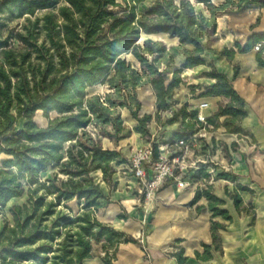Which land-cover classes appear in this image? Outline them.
I'll use <instances>...</instances> for the list:
<instances>
[{
  "label": "trees",
  "instance_id": "1",
  "mask_svg": "<svg viewBox=\"0 0 264 264\" xmlns=\"http://www.w3.org/2000/svg\"><path fill=\"white\" fill-rule=\"evenodd\" d=\"M143 0H63L57 12L47 11L36 17L24 32L3 35L0 30V205L20 197L28 187V200L10 210L14 224L0 231L1 264H85L100 243L102 261L114 264L121 242L136 238L111 224L100 221L94 211L108 199L100 181L92 175L102 173L108 188L115 186V165L128 164V157L116 148H105L102 137L118 142L128 137L120 109H128L137 121L134 130L148 132L151 114L140 115L142 101L137 88L151 84L156 96L157 113L169 107L173 89L182 79L183 68L204 64L203 53L229 54L210 46L217 26V16L225 11L243 10L264 0H155L145 12L137 13ZM58 0H0V13L14 4L19 15L35 14L41 7H51ZM199 5L204 7H198ZM2 24V23H1ZM43 39L40 41V33ZM168 33L179 45L167 46L162 40L142 35ZM260 36L253 35L239 50H250ZM14 39L19 44L15 45ZM190 44L192 48H186ZM183 50L185 62L170 75L166 69ZM132 55L129 59L126 55ZM264 66L263 51L257 52ZM206 76L216 82L205 86L202 96L223 95L226 104L207 117L213 128L225 126L229 133H242L239 123L245 115L244 99L229 78L211 63ZM106 84L104 94L89 95L88 88ZM57 116L46 126L34 121L35 113ZM221 116H226L219 121ZM24 119L17 129L20 119ZM182 120L174 142L203 126L197 110L181 106L167 118V123ZM155 155L158 144L154 143ZM208 144L204 146V149ZM58 167L48 183H39L40 173ZM63 174L66 177H60ZM222 178H235L231 171H221ZM204 170L193 178L207 177ZM39 184L44 192L40 195ZM242 189L246 187L241 186ZM52 196V199H46ZM205 196L213 216L231 222L227 209L220 207L210 185L198 188L194 201ZM78 201L81 211L74 215L57 209L61 202ZM235 204L241 197L233 194ZM125 217V215H121ZM211 222L213 243L196 251L202 260L210 259L212 249H220L219 229L226 223ZM178 263L185 262L183 250L175 253Z\"/></svg>",
  "mask_w": 264,
  "mask_h": 264
},
{
  "label": "crops",
  "instance_id": "2",
  "mask_svg": "<svg viewBox=\"0 0 264 264\" xmlns=\"http://www.w3.org/2000/svg\"><path fill=\"white\" fill-rule=\"evenodd\" d=\"M156 34L172 41L163 40L167 46L179 45L177 37L164 32ZM253 35H264V7L253 5L243 10L220 13L210 46L216 51L227 50L229 54L206 50L203 53L204 64L183 68L181 74L184 80H190V86L202 84V90L192 91L181 82L173 89L169 107L159 112L170 113V117L183 105L188 110H197L199 103L207 102L205 112L210 116L218 109L219 102L228 103L229 98L223 95H201L206 85L216 82L205 74L211 70V63L229 78L244 99L246 113L239 120L242 133H229L223 125L211 126L206 147L214 159L236 175L229 179L221 177L210 184L213 194L224 201L220 207L228 210L232 221L225 222L221 216H213L205 196L194 201L198 187L208 184L201 177L189 178V185L184 188L167 182L159 192L146 197L140 193L137 180L129 170L119 171L115 176V186L111 189L106 186L107 190H104L108 199L102 202L97 218L135 237L136 241L119 244L114 264H179L175 253L180 249L187 257L182 264H264V66L257 61L258 51L262 50L264 55V36L257 40L262 43L260 50L252 47L243 51L237 47V43L244 46ZM185 47L191 49L192 45L186 44ZM184 62L185 55L181 49L172 69L181 68ZM150 90V103L145 106L142 103L141 116L152 115L156 108L152 86ZM225 117L220 118L223 121ZM166 120L161 128L170 140L180 131L182 120L174 123H167ZM124 139L131 140L130 137ZM137 142L139 146L145 144L140 136ZM119 150L124 153V149ZM233 194L241 197L238 205ZM212 221L226 223L225 229L218 231L221 248L212 249L213 256L202 260L197 258L196 251L203 253V244L213 243ZM139 237L144 241L140 242ZM84 263L105 264L101 248L95 247L93 257L85 259Z\"/></svg>",
  "mask_w": 264,
  "mask_h": 264
},
{
  "label": "rangeland",
  "instance_id": "3",
  "mask_svg": "<svg viewBox=\"0 0 264 264\" xmlns=\"http://www.w3.org/2000/svg\"><path fill=\"white\" fill-rule=\"evenodd\" d=\"M154 1L155 0H143L142 2L138 3L137 13L139 14V13L145 12L146 9ZM213 1L217 3L219 0H213ZM62 3H63V0H58V3L54 6L38 8L36 10L35 14H33V15H30L28 13H25L23 15H19L14 4H12L11 5L12 9L6 8L3 12L0 13V30L2 31L3 35H16L19 32H24L25 26L29 25L32 21H34L36 17H41L47 11L57 12V8ZM256 4L259 5L258 3H256ZM198 7L200 8V7H204V6L199 5ZM43 35L44 34L41 32L40 37H39L40 41L43 39ZM147 37H149V36L142 35L141 39L143 40L144 38H147ZM150 37L153 39H160V40L162 39V41L167 40L168 43H172L171 40H169L166 37L164 38L163 35H159V34L155 35L154 34ZM14 43H15V45L19 44L16 39H14ZM126 56L129 59H132V55L127 54ZM173 67H175V64L173 66H171L170 68L166 69V72L170 75V77L173 74V69H172ZM179 75L182 79L181 84H184L185 86H189L192 91H197L198 89L202 90V84L196 85V86H190L188 84L189 83L188 81H190V80L185 81L181 72L179 73ZM204 81H206V80H204ZM198 83H201V82H198ZM150 88H151V85L149 83L144 84L143 86L137 88L138 97L142 101L144 106L150 103L151 96H152ZM87 90H88L89 95H92L95 93L104 94L106 91H108V87L106 84H98V85L89 87ZM221 103L225 104L224 101L219 102V104H221ZM216 108H218V107L216 106ZM120 112L122 114L124 122L127 125L126 132L128 133V137H130L131 140H130V142H128V139H124V140L121 139L118 142V144L116 145L115 142L110 140L109 138L102 137V139H101L102 145L105 148H111V149L116 148L117 150L124 149V153L130 155L132 149L140 147L138 145V142H137V141H139V136L142 138V141L145 143L144 145L147 144L146 143L147 141H149L148 143H151V144L158 143L159 145H161V144H163V141L168 139V138H166L167 135L163 133L161 126H162V122L169 117L170 113L169 114H163V113L160 114V113H157L156 108H155L152 112V119L148 123V132L147 133H141V132H137L134 130V125L136 124L137 121L132 117L130 111L128 109L123 108V109H120ZM140 113H141V111H140ZM56 116H57V113L54 111L51 112L48 116H45L42 110H38L35 113L34 121L39 126H46L49 123V121L51 119L55 118ZM222 119L223 118H219V121L221 122ZM24 121L25 120L23 118L20 119L16 128L17 129L21 128ZM225 149L226 148L223 147L224 151H225ZM224 155H227L226 152H224ZM3 157H4V155H0V165H1V161H2ZM115 167L117 169V172L128 171L125 164L115 165ZM56 171H58V167H50L46 171L40 173L39 183L47 185L48 179L53 178ZM117 172L115 173V176L117 175ZM92 175L96 178L97 181H100L101 186L106 191L107 190V188H106L107 184L101 180L102 173L100 171H94L92 173ZM59 176L64 177V178L66 177L63 174H59ZM220 178H221L220 175L217 174L215 177V181L219 180ZM205 185H209V184H205ZM205 185H203L202 187H205ZM38 186H39V184H35L32 187L33 188L37 187L38 193L41 195L44 192V190L42 187H38ZM28 197H29V192H28V187H26L25 192L20 197H16V198L11 199L10 201H8L6 203L5 206L0 205V231L3 229V227L6 224H9V225L14 224L13 214L10 210L11 206L14 204L22 205L23 203H25L28 200ZM52 198H53L52 196L46 197V199H48V200L52 199ZM102 202L105 203V200H102ZM80 206L81 205L78 204V201L76 199H73V200L68 201V202H61L60 205L57 207V209H63L67 213L74 215L78 211H81ZM98 213H99V209L94 211V215L96 217H97ZM139 238H142V237H139ZM100 245H101L100 243H97V244H95V247L98 248V247H100ZM20 264H27V263L21 262Z\"/></svg>",
  "mask_w": 264,
  "mask_h": 264
},
{
  "label": "built area",
  "instance_id": "4",
  "mask_svg": "<svg viewBox=\"0 0 264 264\" xmlns=\"http://www.w3.org/2000/svg\"><path fill=\"white\" fill-rule=\"evenodd\" d=\"M261 45V42H257L253 48L260 50ZM207 107V102H201L197 107V120L203 124L202 127L187 137L158 144V155H155L151 143L132 149L127 168L136 178L140 193L148 197L151 193L159 192L167 182L184 188L189 185L188 179L192 180L193 175L200 170L208 173L203 179L210 185L221 171H229V168L212 157L207 148L204 149L211 128L207 123ZM139 241L144 240L140 238Z\"/></svg>",
  "mask_w": 264,
  "mask_h": 264
}]
</instances>
